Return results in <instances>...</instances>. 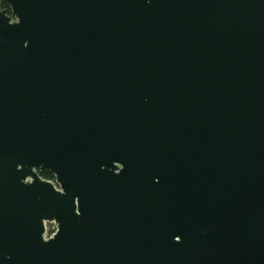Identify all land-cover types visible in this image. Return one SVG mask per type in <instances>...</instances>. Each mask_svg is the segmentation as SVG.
Wrapping results in <instances>:
<instances>
[{"label":"water","instance_id":"95a60500","mask_svg":"<svg viewBox=\"0 0 264 264\" xmlns=\"http://www.w3.org/2000/svg\"><path fill=\"white\" fill-rule=\"evenodd\" d=\"M6 2L0 264H264V0Z\"/></svg>","mask_w":264,"mask_h":264},{"label":"built area","instance_id":"2783aa9c","mask_svg":"<svg viewBox=\"0 0 264 264\" xmlns=\"http://www.w3.org/2000/svg\"><path fill=\"white\" fill-rule=\"evenodd\" d=\"M43 180H45V179H43ZM46 181L51 182L55 186L56 189H59L57 182H56V178L54 176H53V178L46 179ZM56 232H57V225L55 223H51V224L46 225V232L44 235V239L48 240V239L52 238Z\"/></svg>","mask_w":264,"mask_h":264},{"label":"trees","instance_id":"16d2710c","mask_svg":"<svg viewBox=\"0 0 264 264\" xmlns=\"http://www.w3.org/2000/svg\"><path fill=\"white\" fill-rule=\"evenodd\" d=\"M7 8H9V7H8L6 0H0V9L4 10ZM41 176L45 177V178H53V175L49 172H44L41 174Z\"/></svg>","mask_w":264,"mask_h":264},{"label":"flooded vegetation","instance_id":"af4514ba","mask_svg":"<svg viewBox=\"0 0 264 264\" xmlns=\"http://www.w3.org/2000/svg\"><path fill=\"white\" fill-rule=\"evenodd\" d=\"M4 10H8V12H10V9H9V8L4 9ZM38 172H39L40 177L43 178V179H45V181H46V179H49V178H45V177H42V176H41V174L44 173L45 171H41V170H39ZM48 224H51V223H46V224H45V227H46V225H48Z\"/></svg>","mask_w":264,"mask_h":264}]
</instances>
